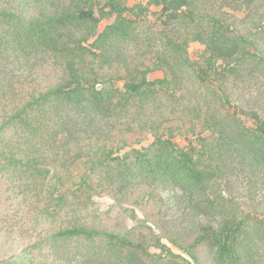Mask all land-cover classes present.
Returning <instances> with one entry per match:
<instances>
[{
	"label": "trees",
	"instance_id": "1",
	"mask_svg": "<svg viewBox=\"0 0 264 264\" xmlns=\"http://www.w3.org/2000/svg\"><path fill=\"white\" fill-rule=\"evenodd\" d=\"M1 237L0 264H264V0H0Z\"/></svg>",
	"mask_w": 264,
	"mask_h": 264
},
{
	"label": "rangeland",
	"instance_id": "2",
	"mask_svg": "<svg viewBox=\"0 0 264 264\" xmlns=\"http://www.w3.org/2000/svg\"><path fill=\"white\" fill-rule=\"evenodd\" d=\"M138 1H141V0H126V3L128 6H132L134 5L135 3H137ZM105 21H103L101 24H100V27L99 29H102L105 25ZM203 50V46L200 45V44H197V43H192L190 44L189 46V49H188V52H189V55L190 57L193 59V60H196L198 58V56L201 54ZM161 77V73H154L152 75L149 76V79L152 80L154 78H160ZM118 86H121V83L118 84ZM151 142V139L147 140V141H144L140 146H147L149 143ZM174 142L178 145V146H181L183 147L185 145V141L182 140V139H175ZM138 146V147H140ZM98 207L100 208V210H107L110 205H111V200H109L108 198H97L95 199ZM3 242H4V239H2V237L0 238V260L7 256L10 252V250L6 249L3 247ZM171 249L174 251V252H177L178 253V250L175 249L174 247H171Z\"/></svg>",
	"mask_w": 264,
	"mask_h": 264
}]
</instances>
